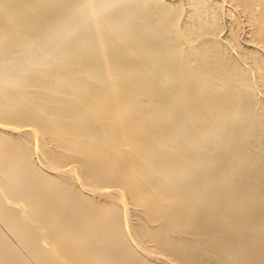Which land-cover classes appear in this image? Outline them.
<instances>
[{
  "label": "bare ground",
  "instance_id": "bare-ground-1",
  "mask_svg": "<svg viewBox=\"0 0 264 264\" xmlns=\"http://www.w3.org/2000/svg\"><path fill=\"white\" fill-rule=\"evenodd\" d=\"M0 264H264V0H0Z\"/></svg>",
  "mask_w": 264,
  "mask_h": 264
},
{
  "label": "rangeland",
  "instance_id": "rangeland-1",
  "mask_svg": "<svg viewBox=\"0 0 264 264\" xmlns=\"http://www.w3.org/2000/svg\"><path fill=\"white\" fill-rule=\"evenodd\" d=\"M37 145L39 144V136H37ZM38 151H40V150H38ZM38 155H40V156H38ZM37 159L39 160V162L41 163V161H42V156H41V153L40 152H38V154H37ZM42 164V163H41Z\"/></svg>",
  "mask_w": 264,
  "mask_h": 264
}]
</instances>
